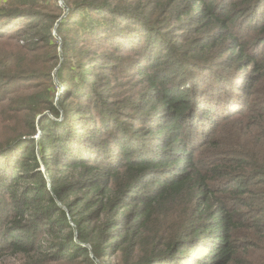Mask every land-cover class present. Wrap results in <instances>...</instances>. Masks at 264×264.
<instances>
[{"label":"trees","instance_id":"trees-1","mask_svg":"<svg viewBox=\"0 0 264 264\" xmlns=\"http://www.w3.org/2000/svg\"><path fill=\"white\" fill-rule=\"evenodd\" d=\"M64 1L0 0V264H264V0Z\"/></svg>","mask_w":264,"mask_h":264},{"label":"rangeland","instance_id":"rangeland-1","mask_svg":"<svg viewBox=\"0 0 264 264\" xmlns=\"http://www.w3.org/2000/svg\"><path fill=\"white\" fill-rule=\"evenodd\" d=\"M78 1V0H77ZM84 2H88V3H93V1H95V3H99L100 0H83ZM55 3L59 4L60 7H62V9L60 10L61 15L60 18L57 20V22L59 23L60 21L64 20L65 18L68 17L69 13H70V7L66 6V3L64 0H55ZM114 3V2H113ZM94 12V11H92ZM90 17H93L94 19L96 18L93 14H91ZM76 29H74V31H78L79 29H81V27H75ZM73 32L66 30L65 36H71ZM81 38H84L85 40L81 39L78 43H77V48L76 50H81V52L86 53L88 50H91V55H97L102 53L103 51L106 52L109 50V43L107 42L105 45H103L104 47L100 48L99 44H102L103 39L100 40V36H95L94 37V46H92L91 42H89L88 40V35L87 33H81ZM54 37L55 39L58 41L59 45H60V49L58 51V64L53 68V70L51 71L50 74V79L47 81L46 86L48 85L49 87V94L48 96L51 101H55V105L57 107H59L61 109V115L63 116L64 110L63 108L60 106L59 104V98L61 97V95L63 94L64 89L66 88V83L67 81H69L70 77L69 75L66 74L64 75L63 78H58V71L59 69L63 66L64 60H65V56L64 53L61 49V45L64 42V39L62 38V36L60 37L57 33V31H54ZM145 42V41H144ZM75 51H71L67 54V60H71V62H75L74 57H71L74 55ZM122 52V51H121ZM124 57L128 58V60L130 59L129 56H134L135 54L132 53H121ZM128 60H124V61H128ZM53 65V64H52ZM97 66V65H96ZM99 67V66H98ZM97 67V70H98ZM115 67V66H114ZM133 75V71H129L126 72L125 76H121V73L118 74V79H119V83L118 85H114V87H112L111 89L114 90L112 92V96L113 99H120L123 100L124 102H130L132 101V98H134L136 96V93L139 92L140 94V87L137 86V84H133L134 82L139 83V81H136V79L134 78ZM113 78V77H112ZM141 82V81H140ZM69 85L71 83H68ZM65 85V86H64ZM44 88V87H43ZM42 88H40L41 90ZM71 96V95H70ZM81 96V95H80ZM83 101V98L81 99ZM75 102L74 99L71 100V102ZM48 112V111H47ZM61 116V118H62ZM41 133V128L37 127V135L35 136L37 139L39 137ZM42 169L44 170V168L42 167ZM117 261V256H109L105 258V264H114ZM122 263V261H121Z\"/></svg>","mask_w":264,"mask_h":264}]
</instances>
